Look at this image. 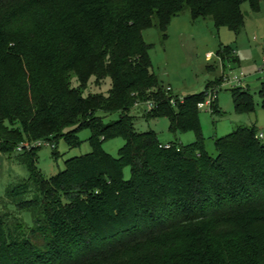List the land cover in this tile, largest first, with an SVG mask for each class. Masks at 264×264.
Listing matches in <instances>:
<instances>
[{
  "label": "trees",
  "instance_id": "obj_1",
  "mask_svg": "<svg viewBox=\"0 0 264 264\" xmlns=\"http://www.w3.org/2000/svg\"><path fill=\"white\" fill-rule=\"evenodd\" d=\"M246 3L257 13L264 0H0V154L26 141L57 152L59 139L76 146L80 130L93 132L92 152L50 179L39 148L21 152L30 178L0 198V264H264L263 133L240 127L212 156L199 108L210 87L172 104L143 35L156 27L166 38L185 11L240 33ZM108 79L107 94L86 95ZM260 95L264 106V82ZM233 101L254 111L250 91L234 88ZM139 114L167 117L172 133L196 141L166 148L136 130ZM116 138L125 142L117 157L102 146Z\"/></svg>",
  "mask_w": 264,
  "mask_h": 264
},
{
  "label": "rangeland",
  "instance_id": "obj_2",
  "mask_svg": "<svg viewBox=\"0 0 264 264\" xmlns=\"http://www.w3.org/2000/svg\"><path fill=\"white\" fill-rule=\"evenodd\" d=\"M243 11L246 21L240 33L225 26L218 27L210 18L194 19L189 11H185L170 23L166 38L156 27L146 29L143 34L144 40L151 46L152 71L164 91L173 96L175 101L176 98L198 95L210 87L208 92L214 98L215 108L220 114H214L211 105H208L200 109V120L206 148L214 157L218 154L215 141L240 127L255 126L264 135V106L260 95L264 82V74L260 72L264 68V3L257 13L252 11L248 3L243 6ZM225 48H229L230 53L223 58L220 50ZM242 77L244 87L241 89L253 94L252 113H239L233 101L236 79ZM110 88L111 81L108 79L102 87L91 85L86 95L89 92L107 94ZM118 119L119 114H114L105 117L104 121L109 124ZM135 125L139 133L156 132L164 146L170 143L188 146L196 141L193 132L172 133L167 117L146 119L139 114ZM92 135L90 129H82L77 134L81 142L79 145L71 146L65 138H61L57 152L53 147L39 148V171L50 179L65 170L69 159L90 154L93 150ZM124 144L122 138H116L104 141L102 146L106 152L117 157ZM21 154L18 151L0 154V198L4 201L10 186L30 178ZM125 178H131L129 167L125 169ZM3 208L0 205V211ZM9 210L15 211V204H9ZM23 218L28 226H32L31 213L24 212Z\"/></svg>",
  "mask_w": 264,
  "mask_h": 264
},
{
  "label": "built area",
  "instance_id": "obj_3",
  "mask_svg": "<svg viewBox=\"0 0 264 264\" xmlns=\"http://www.w3.org/2000/svg\"><path fill=\"white\" fill-rule=\"evenodd\" d=\"M260 72L264 74V68L261 69ZM243 82H244L243 77L242 78H237L236 79V82H235V88L244 87V83ZM168 90L171 91L170 88ZM213 99L214 98L209 93L207 101L205 103L200 104L199 105V108L200 109H203L206 106L211 105V103L213 102ZM171 103L174 104L175 103V100L173 99ZM147 106H148L149 111H152L155 108L154 104H151L150 102L147 103ZM261 138H264V135L263 134L261 135ZM42 147H53L54 148L55 146L51 142H49V141H37V142H29V141H26V142L21 143L18 146L17 151L18 152H24V151H30L33 148H42ZM166 148H169V146H166Z\"/></svg>",
  "mask_w": 264,
  "mask_h": 264
}]
</instances>
